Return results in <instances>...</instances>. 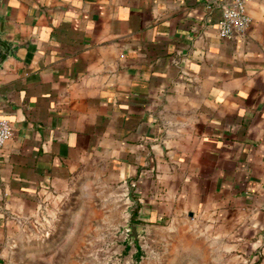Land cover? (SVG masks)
Wrapping results in <instances>:
<instances>
[{"label":"crops","instance_id":"obj_1","mask_svg":"<svg viewBox=\"0 0 264 264\" xmlns=\"http://www.w3.org/2000/svg\"><path fill=\"white\" fill-rule=\"evenodd\" d=\"M222 1L0 0V264L81 177L214 264H264V0L229 39Z\"/></svg>","mask_w":264,"mask_h":264},{"label":"rangeland","instance_id":"obj_2","mask_svg":"<svg viewBox=\"0 0 264 264\" xmlns=\"http://www.w3.org/2000/svg\"><path fill=\"white\" fill-rule=\"evenodd\" d=\"M123 193L117 184L88 186L81 177L50 195L17 227L7 263L214 264L212 256L194 254L185 244L184 223L178 233L168 224L146 226L136 220V204ZM131 224L138 226L136 242L128 241Z\"/></svg>","mask_w":264,"mask_h":264},{"label":"built area","instance_id":"obj_3","mask_svg":"<svg viewBox=\"0 0 264 264\" xmlns=\"http://www.w3.org/2000/svg\"><path fill=\"white\" fill-rule=\"evenodd\" d=\"M221 17L217 23V33L222 38L243 36L249 28L250 17L245 0H224L219 3ZM13 129L7 119L0 118V148L12 136Z\"/></svg>","mask_w":264,"mask_h":264},{"label":"water","instance_id":"obj_4","mask_svg":"<svg viewBox=\"0 0 264 264\" xmlns=\"http://www.w3.org/2000/svg\"><path fill=\"white\" fill-rule=\"evenodd\" d=\"M0 65L5 61L6 57L10 54V48L8 44L0 39ZM138 226L135 224H131L128 226L129 235H128V241H134L136 242L137 237L139 235V231L137 230Z\"/></svg>","mask_w":264,"mask_h":264},{"label":"trees","instance_id":"obj_5","mask_svg":"<svg viewBox=\"0 0 264 264\" xmlns=\"http://www.w3.org/2000/svg\"><path fill=\"white\" fill-rule=\"evenodd\" d=\"M140 254H141V250L139 247L136 246L135 261L138 260V258L140 257Z\"/></svg>","mask_w":264,"mask_h":264}]
</instances>
